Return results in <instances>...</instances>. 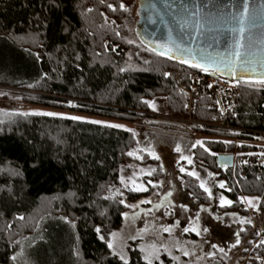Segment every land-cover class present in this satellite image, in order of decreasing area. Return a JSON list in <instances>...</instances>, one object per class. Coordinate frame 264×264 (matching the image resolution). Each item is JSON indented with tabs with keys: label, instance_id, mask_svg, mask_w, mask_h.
Here are the masks:
<instances>
[{
	"label": "trees",
	"instance_id": "obj_1",
	"mask_svg": "<svg viewBox=\"0 0 264 264\" xmlns=\"http://www.w3.org/2000/svg\"><path fill=\"white\" fill-rule=\"evenodd\" d=\"M136 6L137 0H0V39L28 61L23 76L0 79V85L30 90L23 100L32 104L60 107L74 100L76 111L135 122L151 111L150 100L161 97L169 114L183 117L184 96L168 71H179L187 82L196 70L138 41ZM239 92L238 122L262 127L264 84L239 83ZM207 105L205 97L197 98L193 116L215 120ZM70 117L28 112L0 121V264H27L17 255V240L37 238L53 221L72 229L70 245L61 244L74 264H125L106 236L120 227L129 204L152 187L122 188L124 196L115 197L106 192L119 184L120 165L136 139L127 128ZM201 142L192 147V161L224 183L231 204L221 207L245 213L238 198L258 194L263 180L240 179L232 166L219 167L216 155L231 151L219 139ZM181 163L175 170L183 190L197 205H207L206 192L180 170ZM246 231L247 224L239 240ZM255 250L264 255V245ZM128 251L127 264H148L136 248ZM206 261L227 263L219 252Z\"/></svg>",
	"mask_w": 264,
	"mask_h": 264
},
{
	"label": "rangeland",
	"instance_id": "obj_2",
	"mask_svg": "<svg viewBox=\"0 0 264 264\" xmlns=\"http://www.w3.org/2000/svg\"><path fill=\"white\" fill-rule=\"evenodd\" d=\"M27 62L24 56L14 52L9 43L0 39L1 80L21 77L19 75L25 72ZM31 93L30 90L0 85V121L9 119L17 113H53L118 125L133 132L136 144L128 150L120 165L119 184H112L108 187L107 197L124 196L122 188L144 187L148 189L151 185L163 184L162 187L165 189L168 176H172L169 174L171 165L175 161L177 163L182 161L179 166L180 170L183 168L184 171L195 172L199 185L203 182L205 187L211 190V196L206 193L208 203L205 206H197L192 203L190 205L186 196L184 194L182 196L178 190L179 187L176 183H174V187L170 184L167 187L168 189L171 187L172 190L179 193L181 196L180 205H177V202H167L165 195L160 193L162 192L159 189L160 186L150 190L148 195H143L130 203L128 210L123 214L120 227L110 231L106 236L107 244L112 242L114 245L111 249L112 253L120 260H122L121 256L124 257L122 261L128 260V248L132 246L140 251L145 261L151 260L152 263L157 264H207L206 256L214 255L216 252L224 256L226 264H262L259 260L247 256L253 255L250 248H244L241 253L238 252L240 243L237 244L236 241L244 228L238 223L235 211L221 207L228 204L222 203L221 198L224 201H230L219 186L223 182L206 167L193 163V161L189 164L188 159H185L192 160V147L204 139L216 138L214 134L180 126L159 125L153 123L149 115H144L138 122H135L117 117L79 112L72 109L75 107V103L72 104L71 101L68 104L64 103V106L53 107L32 104L23 100L24 96ZM149 103L153 113L169 114L163 98L155 97ZM217 137L219 136L217 135ZM177 147L180 149L179 152L176 151ZM129 152H133L134 155L129 156ZM155 157H159V159ZM158 170L160 171L158 172ZM157 172L159 175H156ZM177 177L180 179L179 176ZM162 180L166 181L161 182ZM245 198L253 200L252 195L242 194L238 198L237 205L238 208L248 213L246 209L250 205ZM141 201H151V203H141ZM166 202L171 203L170 207L174 210L164 209ZM243 205L246 207L244 208ZM160 208L164 209L161 213L171 219L170 226L162 223L161 217L158 215ZM179 213L187 214L189 225H183L182 222L177 224L179 218L183 217L179 216ZM165 227H170L173 231L171 233L163 232L162 229ZM185 228H188L189 231L185 232ZM203 229H207V231ZM71 233L72 229L68 225H63L58 221L50 222L37 238H19L17 240L19 247L16 251L17 255L27 264H74L72 259L66 255V250L61 244V241L64 240L70 245ZM244 238L239 241L242 242ZM185 252L188 255H184Z\"/></svg>",
	"mask_w": 264,
	"mask_h": 264
},
{
	"label": "water",
	"instance_id": "obj_3",
	"mask_svg": "<svg viewBox=\"0 0 264 264\" xmlns=\"http://www.w3.org/2000/svg\"><path fill=\"white\" fill-rule=\"evenodd\" d=\"M240 2L241 0H211V2L198 0L203 9L200 17L204 25L203 35L197 40H190L189 33L193 32L194 21L184 8L192 9L193 0H137L134 33L144 47L154 53L165 51L166 55L159 56L176 65L201 70L191 66L193 63H199L208 67L210 75H221L239 83H258L264 78V67H262L264 51L261 50L260 23L255 25L252 32L254 43L247 49L252 61L250 68L254 70L242 72L239 66L235 68L234 74L223 70L222 61L226 58V53L231 51L233 43V34L228 31L235 26L231 21V14L238 11ZM260 4L261 0H252L250 8L258 10ZM185 22L188 27L181 29L180 23ZM169 47L172 48V52H167ZM177 48L187 51H177ZM170 55L173 56L172 59L168 58ZM181 60L188 62L183 63ZM213 60H215V72L211 66ZM231 158L230 154H218L215 162L219 167H230Z\"/></svg>",
	"mask_w": 264,
	"mask_h": 264
},
{
	"label": "built area",
	"instance_id": "obj_4",
	"mask_svg": "<svg viewBox=\"0 0 264 264\" xmlns=\"http://www.w3.org/2000/svg\"><path fill=\"white\" fill-rule=\"evenodd\" d=\"M168 76L184 96L185 115L174 117L167 113L159 115L149 111L142 116L149 115L150 120L159 125L180 126L214 134L225 147L230 146L231 151L221 154L231 155V166L240 179L254 176L263 180L260 192L249 194L252 195L255 206L246 209L247 231L243 241L239 242L238 252L250 248L253 255L247 256L264 264V255L255 250L256 246L264 245L261 244V241H264V123L262 127L252 128L238 122L239 82L201 70L191 73L187 82H184L180 72L175 69L168 71ZM199 97L208 100L207 107L214 113L215 120L197 119L193 116L196 99ZM69 101L76 103L74 100Z\"/></svg>",
	"mask_w": 264,
	"mask_h": 264
},
{
	"label": "snow or ice",
	"instance_id": "obj_5",
	"mask_svg": "<svg viewBox=\"0 0 264 264\" xmlns=\"http://www.w3.org/2000/svg\"><path fill=\"white\" fill-rule=\"evenodd\" d=\"M101 2L103 3L104 0H101ZM209 2H211V0H209ZM251 4H252V0H241V2L239 4L238 11L231 14V21L233 22V24L235 26L230 28L228 31L233 34V36H232L233 43H232L231 51L226 53V58L222 62L224 64L223 70H228L229 72H232L233 74H234L235 68L237 66H239V68L241 69L242 72L254 70V69L250 68L252 61L249 58V54H248L247 49L249 47H251L254 43L252 32H253L254 27L257 23H260L261 27H262V31H261L262 47H261V50L264 51V0H261V4L259 5L258 10L250 8ZM108 7L110 9H112L113 11L116 10L115 8H113V5H111V4H108ZM120 8L123 9L124 11H128V9L125 7L124 4H121ZM89 11H91V9H89ZM184 11L188 12L189 17L194 21V29H193L192 33H189V39L190 40H197L203 35L204 25L201 23V20H200V17L202 16V13H203V9L199 5L198 0H193L192 9L185 7ZM180 27H181V29H186L188 27V25L186 22L180 23ZM246 41H247V43H246ZM129 43H132V41H129ZM158 47H163V46H158ZM177 51H187V49L182 50V49L177 48ZM167 52H172V48L169 47L167 49ZM156 54L163 56V55H166V52L165 51H159ZM168 58L172 59L173 56L170 55ZM181 62L187 63L188 61L181 60ZM191 66L200 68L201 71H204V72L208 71L207 66H204V65L199 64V63H193ZM211 66H213V71L215 72L216 71L215 60H213V64ZM262 67H264V65H262ZM258 83L264 84V78H261L258 81ZM36 114L55 115L53 113H36ZM25 115H27V114H25ZM70 119H79V118L78 117H70ZM95 123H99V122H95ZM109 126L119 127L118 125H109ZM197 143H201V145H202V142H197ZM176 151L179 152L180 149L177 147ZM205 151H207V149H205ZM128 155L132 156V155H134V153L129 152ZM155 158L159 159V157H155ZM185 159H188L189 164L192 163V160L190 158H185ZM181 171H184V169L181 168ZM149 175H151V173H149ZM188 175L195 176L196 173L195 172H189ZM155 186L156 185H153V187H155ZM219 186L221 188L225 187L224 183H221ZM200 187L203 188V190L206 193H208L209 196H211V190L209 188L205 187L203 182H201ZM132 190L147 191V188L138 187V188H134ZM171 195H172L171 192L167 193V196H171ZM221 199H222V203L231 204V201H224L223 198H221ZM245 199H247V202L250 206H255V205H253V200L251 198H245ZM121 203H123V201H121ZM141 203H151V201H141ZM133 207H136V206H133ZM177 224H178V221H177ZM203 230L207 231V229H203ZM97 231H99V229H97ZM162 231L167 232V233H171L173 231V229L170 227H165L162 229ZM184 231L187 232V231H189V229L185 228ZM197 234L199 235V232H197ZM113 236H115V234H113ZM100 238L104 239V237H100ZM239 242H240L239 239H237L236 243L239 244ZM261 244H264V241H261ZM108 247L110 249H112L114 247L113 243L109 242ZM184 255H188V253L185 252ZM120 258L122 260L124 259L123 256H121ZM125 264H127L126 261H125ZM148 264H152V261L148 260Z\"/></svg>",
	"mask_w": 264,
	"mask_h": 264
},
{
	"label": "crops",
	"instance_id": "obj_6",
	"mask_svg": "<svg viewBox=\"0 0 264 264\" xmlns=\"http://www.w3.org/2000/svg\"><path fill=\"white\" fill-rule=\"evenodd\" d=\"M169 174L170 175H172L171 174V172H169ZM177 176H178V174H177ZM177 176H174V175H172L171 177H169L168 176V183L166 182L165 183V186L167 187L168 186V184H170V186H173L174 185V183H176L177 184V186L179 187L178 188V190L182 193V196H184L185 195V193L182 191L183 190V188H182V184H181V179H178V177ZM166 181V180H165ZM164 180H162L161 182H165ZM173 183V184H172ZM162 185L163 184H160V185H158V186H160L159 187V189H161L162 190V192H160L161 194H163V195H165V197H167V202H174V203H176L177 202V205H180L179 204V201L181 200V196L179 195V193H177V192H175L174 190H172L171 189V187L169 188L170 189V191H169V189H168V187L166 188L165 187V189L162 187ZM158 186H155V187H153V185H151V187H152V189L154 188H156V187H158ZM174 187V186H173ZM169 192H171L172 193V195L171 196H166L167 195V193H169ZM184 194V195H183ZM146 195H148V194H146ZM179 195V196H178ZM174 196V197H173ZM186 196V195H185ZM173 197V198H172ZM186 198H188V197H186ZM166 199V198H165ZM190 200V199H189ZM166 202V203H167ZM164 203V209H172V210H174V208H171L170 207V204L171 203ZM164 209H162V208H160V209H158V211H159V213H158V215H160V217H161V221H162V223L163 224H168L169 226L171 225V219H168V217H165V215H163V213H161L162 212V210H164ZM162 214V215H161ZM179 216H183L182 218H179V220H178V222H182V223H184L183 225H189L190 223H189V219H188V217H187V214H183V213H179ZM170 218V217H169ZM183 234H186V235H188L187 233H185V232H182ZM189 234H191V233H189ZM225 248V247H224ZM234 248H235V245H234ZM212 254H209V255H207L206 256V259L208 258V257H210ZM205 259V260H206ZM207 262V261H206ZM216 264H220V262L218 261Z\"/></svg>",
	"mask_w": 264,
	"mask_h": 264
},
{
	"label": "flooded vegetation",
	"instance_id": "obj_7",
	"mask_svg": "<svg viewBox=\"0 0 264 264\" xmlns=\"http://www.w3.org/2000/svg\"><path fill=\"white\" fill-rule=\"evenodd\" d=\"M176 161L174 162V163H172V165H171V174L172 175H174V176H177V173H176V170H175V165H176ZM194 163V162H193ZM199 165H202V164H199ZM203 166V165H202ZM205 167V166H204ZM187 173H189L188 171H187ZM193 176V175H192ZM195 177V176H194ZM197 179V178H196ZM198 183V182H197ZM198 185H199V183H198ZM200 186V185H199ZM203 189V188H202ZM222 190V192L223 193H225V188H221ZM184 191V190H183ZM184 193H185V195H186V197H188L187 199L189 200L190 199V197L188 196V194L184 191ZM229 198V197H228ZM187 201V200H186ZM190 201V202H189ZM189 201H187L190 205H192V204H196V203H194L191 199L189 200ZM192 203V204H191ZM197 205V204H196ZM228 204H226V205H223V206H227ZM198 206V205H197ZM199 206H203V205H199ZM205 206V205H204ZM188 207H192V206H188ZM233 211H235V210H233ZM236 212V217H237V220H238V223H240V225L244 228L245 226H246V224H247V216H246V213H244L243 211L242 212H239V211H235ZM231 237V236H230Z\"/></svg>",
	"mask_w": 264,
	"mask_h": 264
}]
</instances>
